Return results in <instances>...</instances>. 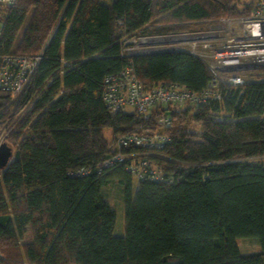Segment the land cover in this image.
I'll list each match as a JSON object with an SVG mask.
<instances>
[{
    "label": "trees",
    "instance_id": "16d2710c",
    "mask_svg": "<svg viewBox=\"0 0 264 264\" xmlns=\"http://www.w3.org/2000/svg\"><path fill=\"white\" fill-rule=\"evenodd\" d=\"M255 2L242 9L239 0H16L0 7V52L42 51L21 113L12 117L11 161L0 170V264H264V80L221 84L220 101L170 110L174 126L163 148L127 150L148 152L162 179L137 180L128 161L101 167L119 135L151 132L163 113L158 107L144 119L107 109L106 75L131 65L145 88L164 82L194 91L211 78L188 52L126 54L120 39L247 15ZM9 101L0 91V121L10 115ZM187 119L200 124L199 133L184 129ZM82 168L88 172H76ZM112 181L124 210L118 236L115 210L102 197ZM239 238L257 239L260 249L241 252Z\"/></svg>",
    "mask_w": 264,
    "mask_h": 264
},
{
    "label": "built area",
    "instance_id": "2783aa9c",
    "mask_svg": "<svg viewBox=\"0 0 264 264\" xmlns=\"http://www.w3.org/2000/svg\"><path fill=\"white\" fill-rule=\"evenodd\" d=\"M15 1L0 0V7ZM137 34L124 35L120 39L124 53L185 51L201 59L211 72L209 82L201 91L164 82L145 88L131 65L103 79L101 99L107 109L134 110L144 119L149 118L158 107L163 113L158 116L153 131L119 135L115 141V151L102 161L101 167L128 161L126 170L137 180H158L163 177L161 171L144 155L149 150L163 148L169 140L167 130L174 126L170 110L220 101L221 84L240 86L247 83L249 74L264 72V0H256L247 15L220 17L200 30L170 31L152 36ZM41 57L42 51L34 56L0 52V91L6 92L10 101L28 85ZM131 146H142L148 152L127 153ZM76 172L85 174L88 169L82 168Z\"/></svg>",
    "mask_w": 264,
    "mask_h": 264
},
{
    "label": "rangeland",
    "instance_id": "374dc122",
    "mask_svg": "<svg viewBox=\"0 0 264 264\" xmlns=\"http://www.w3.org/2000/svg\"><path fill=\"white\" fill-rule=\"evenodd\" d=\"M100 1L104 4H109V3H111L112 0H100ZM249 2H250V0H239V3L237 4L238 9H242L243 4L249 3ZM226 17L234 18V16H226ZM0 18H1V12H0ZM214 22H215V20L204 21L202 23H196V22L191 23V24L186 23V24L182 25L183 27L180 30H182V29H184L182 31L200 30L201 28H207L209 25H212ZM159 23L160 22L157 23L158 26L161 25ZM118 24H119V22H118ZM157 24H156V26H157ZM55 25L50 30V32L48 34V39L53 34L54 29H55ZM0 26H1V21H0ZM170 31L173 32V29H169L168 31H165V32L153 31V32H149L148 34H142V33H138V34L139 35L152 36V35H158L161 33H168ZM138 34L136 36H138ZM134 39L137 40V38H134ZM260 80H264V72L249 74L247 82L260 81ZM29 83H30V81H29ZM29 83H28V85H29ZM28 85L23 89V91L18 96L12 98L11 101H9L8 105L11 106L10 115H8V117L5 118L3 121H0V141H6L8 143V134L10 132V128L12 127L11 126L12 125L11 124L12 117L14 115L18 116L21 113V112H19L20 109L18 108L19 99L23 95V93L26 90V88L28 87ZM21 110H25V109H21ZM126 110H129V109H126ZM183 127L186 130H192L196 133L200 132V124L197 122H194L192 119H187L186 122L183 124ZM104 134L108 139H110L111 135H110L109 130H107V129L104 130ZM13 150H14V145L12 146V151ZM259 159H262V157ZM102 197L109 202V204L113 207V209L115 210V213H116V220H115V225H114V229H113V234L116 236L122 235L124 233V226H125L124 210H123V202H122V198H121L120 186L117 184L116 181L110 182L108 185H106L102 189ZM237 246L241 252H255V251H258L260 249L259 243H258L257 239H255V238H239L237 240ZM263 261H264V259H263Z\"/></svg>",
    "mask_w": 264,
    "mask_h": 264
},
{
    "label": "water",
    "instance_id": "95a60500",
    "mask_svg": "<svg viewBox=\"0 0 264 264\" xmlns=\"http://www.w3.org/2000/svg\"><path fill=\"white\" fill-rule=\"evenodd\" d=\"M12 147L6 141H0V170H4L12 158Z\"/></svg>",
    "mask_w": 264,
    "mask_h": 264
}]
</instances>
